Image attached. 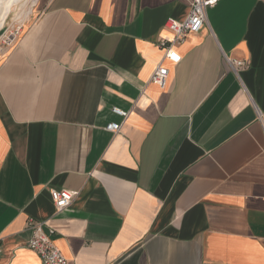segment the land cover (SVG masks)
<instances>
[{
	"label": "crops",
	"instance_id": "obj_1",
	"mask_svg": "<svg viewBox=\"0 0 264 264\" xmlns=\"http://www.w3.org/2000/svg\"><path fill=\"white\" fill-rule=\"evenodd\" d=\"M33 1L0 50V264H41L29 219L67 264H264V0L208 9L177 62L192 0Z\"/></svg>",
	"mask_w": 264,
	"mask_h": 264
},
{
	"label": "built area",
	"instance_id": "obj_2",
	"mask_svg": "<svg viewBox=\"0 0 264 264\" xmlns=\"http://www.w3.org/2000/svg\"><path fill=\"white\" fill-rule=\"evenodd\" d=\"M222 0H192L187 16L183 20L167 19L165 27L172 33V39L168 42L160 41L159 47L164 50V58L171 61H178L179 57L175 53L174 48L185 40L187 35L198 33L205 21L208 9L213 8ZM22 26H18L11 31L6 39L5 46H11L21 33ZM229 65L234 70L235 67L243 65L241 61H229ZM168 77V70L159 66L153 72L151 81L159 88H163ZM113 113L125 117L126 113L118 108L112 109ZM121 125L119 123H109L106 130L112 134L118 133ZM75 191L70 190H51L50 197L57 211L67 208L74 197ZM44 222L29 219L27 229L31 232V236L26 243V247L39 257L41 264H67V260L54 245V231L43 228Z\"/></svg>",
	"mask_w": 264,
	"mask_h": 264
},
{
	"label": "rangeland",
	"instance_id": "obj_3",
	"mask_svg": "<svg viewBox=\"0 0 264 264\" xmlns=\"http://www.w3.org/2000/svg\"><path fill=\"white\" fill-rule=\"evenodd\" d=\"M35 1L32 2V0H24L20 4L23 3V5L16 7L17 5L15 4L10 11H8V14L6 15L5 19V25L3 28L0 29V50L5 46V41L8 38V35L11 31L15 30L16 27L22 26L24 23H26L29 19H31L32 15L34 14L35 8H36V3ZM28 12V18L26 20L22 19L18 21H15L13 18L14 16L18 14H23V12ZM23 30V27L21 28V31Z\"/></svg>",
	"mask_w": 264,
	"mask_h": 264
},
{
	"label": "bare ground",
	"instance_id": "obj_4",
	"mask_svg": "<svg viewBox=\"0 0 264 264\" xmlns=\"http://www.w3.org/2000/svg\"><path fill=\"white\" fill-rule=\"evenodd\" d=\"M24 1V0H0V29L3 28V26L5 25V19H6V15L8 14V11H10L12 9V7L16 4L17 6L14 7L17 8L19 6V4ZM23 5L20 4V6ZM28 18V12H23V14H18L16 16H14V20L20 22L19 20H26Z\"/></svg>",
	"mask_w": 264,
	"mask_h": 264
}]
</instances>
